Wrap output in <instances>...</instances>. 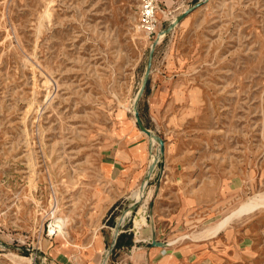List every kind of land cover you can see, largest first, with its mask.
I'll return each instance as SVG.
<instances>
[{"label": "rangeland", "instance_id": "374dc122", "mask_svg": "<svg viewBox=\"0 0 264 264\" xmlns=\"http://www.w3.org/2000/svg\"><path fill=\"white\" fill-rule=\"evenodd\" d=\"M141 4L0 0V264L97 241L124 210L123 241L139 248L116 243L107 264H148L153 239L171 240L172 264H264V203L205 232L264 194V0H158L153 35ZM189 8L157 43L137 103L165 140L159 157L134 104L153 42ZM140 143L142 169L159 157L146 194L130 207L147 171L100 219L105 164Z\"/></svg>", "mask_w": 264, "mask_h": 264}, {"label": "crops", "instance_id": "0c3cea01", "mask_svg": "<svg viewBox=\"0 0 264 264\" xmlns=\"http://www.w3.org/2000/svg\"><path fill=\"white\" fill-rule=\"evenodd\" d=\"M143 145H145L146 148L145 143L123 147L116 156L114 164H105L103 171L108 175L112 183V190L108 194L101 195L100 197V199H102L100 205L103 206L99 213L100 219L107 214L108 210H110L119 199H127L128 197L126 195L135 190L142 182V177L147 171L142 169L141 166L146 160H142L139 156V147ZM109 224L113 225L115 223H113V221L110 223L109 220ZM111 225H108V227L112 229L109 234L104 230L99 231L98 235L100 238L97 241L94 240V235L89 236L85 240L73 241V243L68 241L65 242V240L62 239L56 240V243L51 241L45 245V254L40 264H107V262L105 263L104 261L105 254L114 236V227ZM133 231L135 230L133 229ZM123 232L124 230L117 238L118 249L130 250V248H139L137 241L140 240L133 239L128 244L123 241ZM167 247L168 245H153L152 247L143 246L142 250L146 255H149L150 258L148 264H172L173 258L171 254L163 257V251H165Z\"/></svg>", "mask_w": 264, "mask_h": 264}, {"label": "water", "instance_id": "95a60500", "mask_svg": "<svg viewBox=\"0 0 264 264\" xmlns=\"http://www.w3.org/2000/svg\"><path fill=\"white\" fill-rule=\"evenodd\" d=\"M199 5H200V2L195 4L192 8L197 7ZM192 8L186 9L184 12L179 14L176 17V19L172 21L170 26L165 29V34L171 32L172 29L192 10ZM158 42L159 41L157 39L153 42V45H152V48H151V52H150V56H149V61L147 63V67H146V70H145L143 84H142V86H141V88H140V90L138 92L137 98L135 100L134 112H135V117H136V121H137V124H138L139 128L143 132H146L149 136L154 137L155 140L158 142L159 150H160L159 154L161 156L163 153H165V140H164V138L161 135L157 134L155 131H153V130L149 129L147 126H145V124L143 123V120L141 118L140 112H139V110L137 108L138 100L143 95V93L145 91V88H146V85H147L148 80H149V76H150L151 68H152V61H153V57H154V51H155V47H156ZM159 157H157L156 161L150 166V172H148V174L146 176L147 179H149L151 177V173L154 171L155 166H156L157 162L159 161ZM138 203L139 202H134L130 207L132 209H134ZM126 211L127 210H124L123 215L119 218L118 222L116 223V225L114 227L115 228L114 236H113L111 245H110V247L108 249L107 257L109 256V254H111L113 252V249H114V247H115V245L117 243V238H118L119 234L123 231L122 228H121V226H122L121 219L125 215ZM152 244L153 245H157V246H165V245H167V243L165 241L158 240V239H153L152 240Z\"/></svg>", "mask_w": 264, "mask_h": 264}, {"label": "bare ground", "instance_id": "6f19581e", "mask_svg": "<svg viewBox=\"0 0 264 264\" xmlns=\"http://www.w3.org/2000/svg\"><path fill=\"white\" fill-rule=\"evenodd\" d=\"M176 19V18H175ZM174 19V20H175ZM165 35V29H163V30H161L160 32H159V34H158V37L156 38L158 41H160L161 39H162V37ZM136 118V117H135ZM145 134H147L146 132H144ZM147 136L151 139V140H155V138L154 137H151V136H149L148 134H147ZM159 147H158V156H160V154H159ZM154 163V161H151L150 163H149V166H148V169H147V174H148V172H150V166L152 165ZM153 173V172H152ZM151 173V174H152ZM147 174H146V176H147ZM147 188H148V179L147 178H145V180L143 181V183L141 184V186L137 189V190H135L134 192H133V197H134V200H136V202H141V200L143 199V197H144V195L146 194V191H147ZM264 193V192H263ZM259 194V193H258ZM141 195V196H140ZM262 203H264V194L263 195H259V196H255V197H253V199L252 200H249V201H247V202H244L243 204H241L235 211H233L230 215H228L225 219H223V220H221V221H219V222H216L215 224H212V225H210V226H208V228H206V230H205V232L207 233V234H210V233H214L216 230H218L220 227H222V226H224L225 224H226V222H228L233 216H235V215H239V214H241L244 210H248V209H251V208H253V207H255V206H257V205H259V204H262ZM132 210H128V213H126L123 217H122V219H121V222H123L124 220H125V218H126V216L128 215V214H130V212H131ZM57 217V216H56ZM61 221V220H60ZM61 225H62V223H61ZM114 230H115V228H114ZM166 243H167V245H170V243H171V240H170V243H169V241H165ZM107 254H108V251L106 252V254H105V259H104V261H106L107 260ZM23 258H27V259H29V257H27V256H22Z\"/></svg>", "mask_w": 264, "mask_h": 264}, {"label": "built area", "instance_id": "2783aa9c", "mask_svg": "<svg viewBox=\"0 0 264 264\" xmlns=\"http://www.w3.org/2000/svg\"><path fill=\"white\" fill-rule=\"evenodd\" d=\"M158 0H142L141 4V26L150 35L157 33L159 19L157 16Z\"/></svg>", "mask_w": 264, "mask_h": 264}, {"label": "trees", "instance_id": "16d2710c", "mask_svg": "<svg viewBox=\"0 0 264 264\" xmlns=\"http://www.w3.org/2000/svg\"><path fill=\"white\" fill-rule=\"evenodd\" d=\"M117 245H118V243H117Z\"/></svg>", "mask_w": 264, "mask_h": 264}]
</instances>
